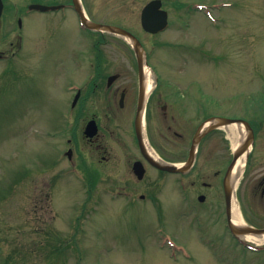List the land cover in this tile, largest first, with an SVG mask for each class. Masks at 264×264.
Here are the masks:
<instances>
[{
    "label": "rangeland",
    "instance_id": "1",
    "mask_svg": "<svg viewBox=\"0 0 264 264\" xmlns=\"http://www.w3.org/2000/svg\"><path fill=\"white\" fill-rule=\"evenodd\" d=\"M166 1L170 26L159 34L141 26L146 0H113L115 16L104 19L141 40L159 80L158 95L175 84L195 90L198 79L213 97L200 95L199 109L210 104V111L173 116L155 110L148 143L156 153L184 161L195 119L213 113L250 122L255 141L236 197L242 216L264 228V208L257 209L254 198L257 163L264 161V0ZM23 24L17 54L9 50L0 62V264H264V251L245 249L230 237L223 190H207L201 204L192 184L213 182V172L224 173L231 163L235 149L226 129L206 136L194 172H208L184 179V192L171 175L158 180L153 173L140 184L106 177L83 139L92 116L69 115L74 92L68 88L83 79L82 62L119 67L137 62L136 55L126 40L109 34L108 45L90 50L92 40L68 11L34 12ZM124 82L137 89L134 75L118 84ZM225 101L227 109L219 105Z\"/></svg>",
    "mask_w": 264,
    "mask_h": 264
},
{
    "label": "flooded vegetation",
    "instance_id": "2",
    "mask_svg": "<svg viewBox=\"0 0 264 264\" xmlns=\"http://www.w3.org/2000/svg\"><path fill=\"white\" fill-rule=\"evenodd\" d=\"M151 1L153 0H146L143 9ZM1 2L3 11L0 18V62L6 61L5 59L8 57L9 50H12L13 55L17 54L20 47L19 40L21 39L19 30L24 29L23 18L34 12H42L37 9L39 7L36 8V6L39 5L58 7L57 10L49 9L42 13H60L68 11L69 16L76 19L78 23L82 22V11L92 24L119 26L112 21H104L106 17L112 14L109 4L112 3L113 0H79V4L77 0H1ZM161 2L162 8L171 14L170 9L167 8V1L161 0ZM9 3L11 5V11L8 10L9 13L6 14V7ZM175 5L177 7L181 6L180 8L184 7L183 2H177ZM81 29L83 35L87 36L88 34L89 40H92L88 45L90 50L94 45L100 44V46H104L109 44L106 38V34L108 33L101 32L92 26L81 27ZM2 30H5V32ZM131 51H133V49H131ZM8 60L11 59L8 58ZM149 63L152 64L151 62ZM81 66L85 69L83 79L79 84L72 83L70 85L71 92H74L70 101V111L71 114H90L92 117L87 120V123L91 119L96 120L98 125V134L96 137L93 139H83L90 149L88 151L94 153L97 157V163L101 171H104L103 174L106 177L114 178L115 180L128 178L132 180L134 184H140L146 182L153 173L158 180L165 179L167 176L171 175L176 184H181L180 188L184 192V179L194 175L195 177L202 178V176L208 172H194L198 162V154L194 166L187 173L171 174L161 171L154 167L147 159L141 142L143 133H146L148 141L150 142L149 121L151 120L153 112L157 109H160L163 115L172 114L173 116L176 114H196L198 111H206L207 109L210 111L212 107L210 104L208 106L203 105L201 109H199L200 107L198 106L200 95L204 94L206 91L200 80L197 79L192 81V83L196 84V87H194L195 90H189L187 86L184 87V89L180 84H175L170 87L172 89L164 91L163 95H158V92H154L150 95L145 104L144 132L141 129L139 120L141 105L139 62H126L125 65H120L119 67L124 69L123 72L119 71L120 73H117L119 67L115 62H82ZM125 74L134 75L136 77V82L138 83L137 89H134V85L130 82L118 84ZM176 83H180L178 78H176ZM207 93L212 100L213 97L211 93ZM156 94L157 96L154 97ZM219 105L226 109L229 106L226 101L223 104L219 103ZM215 116L222 117L221 115L209 113L200 122L195 119V122L198 123L196 130L211 117ZM101 120L104 122L107 120L106 125H104ZM191 122L193 123V120L187 121L186 126L188 127ZM171 128V125H168V130ZM205 138L202 139L198 152L201 151V147L204 149L202 144ZM69 143H73V141L70 140ZM189 152L190 151H188V156ZM159 154L163 155L160 152ZM205 155L201 156L204 157ZM188 156L184 161H178L177 159L171 160L164 155L161 158L167 162H185L188 160ZM257 165H259L261 170L260 177L256 182L254 198L256 208L261 209L264 208V161H258ZM225 172L226 170L224 173L219 170L213 172L214 179L211 183L201 182L200 185L197 181L192 183L195 187L196 185L198 187L199 194L197 200L199 203L204 204L206 202L207 197L205 194L207 190L221 188L224 192ZM139 176H143L142 179H139ZM125 189L126 188H123V190ZM184 195H186V193H184ZM201 196L204 198L203 202L199 201ZM195 204L197 205V202ZM248 223L251 224L249 221Z\"/></svg>",
    "mask_w": 264,
    "mask_h": 264
},
{
    "label": "water",
    "instance_id": "3",
    "mask_svg": "<svg viewBox=\"0 0 264 264\" xmlns=\"http://www.w3.org/2000/svg\"><path fill=\"white\" fill-rule=\"evenodd\" d=\"M161 5H162L161 1L155 0L145 7V9L142 13L141 22H142V26L146 32H149L152 34H157L159 32L164 31L167 28V26H168V14L166 11L161 10ZM1 11H2V5L0 2V13H1ZM95 28L101 29L102 31L114 33L118 36L127 38L131 41V43L134 47V50L136 52V55H137V61L139 62V65H140V74H141V98H140V101L142 103L143 99H145L144 80H143V66L145 64V60H144V53H143L140 41L135 36H133L130 32H128L122 28L112 27V26H104V25H97ZM142 110H143V108L140 109V113ZM219 121L220 122L217 125L210 126L204 132L203 131L201 132L200 130L198 131L197 135L194 138L193 146H192L191 151H190L189 160L185 166L178 167L176 165L166 164L163 162L156 161L155 158L151 157L147 152H145L146 156H147L148 160L154 166L159 168L160 170L168 171L171 173L186 172L191 168V166L193 165V162L195 160L196 145L199 144L200 140L202 139V137L205 134H207V132H210L211 130H213L219 126H223V125H230V124H235V123L244 124L245 127L247 128V130L249 131V136L245 140L242 147L239 150H237V152L234 154L233 160H232L230 166L228 167V170L226 173V178H225V195H226L227 214L229 217L231 230L236 236H242L243 237L244 235H247V234L262 235V234H264V229H256V228L248 227V226L242 227V228H237L235 225L232 224L233 192L227 186V180H228L230 173L233 170L236 162L249 149L250 145L253 143L254 131L248 122H245L242 120L219 119ZM96 132H97L96 122L94 120L90 121L87 128H86L85 135L89 138H92L96 134ZM69 157H71L70 152H69ZM201 200H203V198H201Z\"/></svg>",
    "mask_w": 264,
    "mask_h": 264
},
{
    "label": "bare ground",
    "instance_id": "4",
    "mask_svg": "<svg viewBox=\"0 0 264 264\" xmlns=\"http://www.w3.org/2000/svg\"><path fill=\"white\" fill-rule=\"evenodd\" d=\"M129 40V39H128ZM130 42V40H129ZM144 78H145V88L147 92V97L149 94L155 90L156 87V81L152 72L151 68H148L145 66L144 69ZM216 122H211L205 126V128H208V125L215 124ZM230 136L231 140L233 141V147L235 151L239 150L242 145L244 144L246 140V131L244 127L241 124H230L224 127ZM149 149V153L152 157L158 159V156L152 151V149ZM252 149V146L249 147V149L238 159L236 162L233 170L230 173V176L227 180V186L230 188L233 192V202H232V223L237 228L245 227L244 221L241 216L239 204L236 197V192L239 188V185L241 183V180L243 178V174L245 171V167L247 164V156L250 154ZM243 239L246 241H250L256 244H263L264 243V234L262 235H256V234H247L243 236Z\"/></svg>",
    "mask_w": 264,
    "mask_h": 264
},
{
    "label": "trees",
    "instance_id": "5",
    "mask_svg": "<svg viewBox=\"0 0 264 264\" xmlns=\"http://www.w3.org/2000/svg\"><path fill=\"white\" fill-rule=\"evenodd\" d=\"M58 253H61L62 251H59V249H57ZM54 252V251H53Z\"/></svg>",
    "mask_w": 264,
    "mask_h": 264
}]
</instances>
